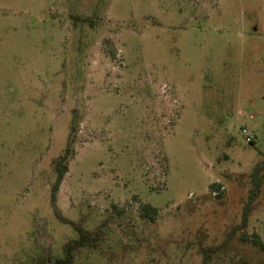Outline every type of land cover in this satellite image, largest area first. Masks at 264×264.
<instances>
[{
	"label": "rangeland",
	"instance_id": "obj_1",
	"mask_svg": "<svg viewBox=\"0 0 264 264\" xmlns=\"http://www.w3.org/2000/svg\"><path fill=\"white\" fill-rule=\"evenodd\" d=\"M55 206L74 264H264V0H0V264Z\"/></svg>",
	"mask_w": 264,
	"mask_h": 264
},
{
	"label": "trees",
	"instance_id": "obj_2",
	"mask_svg": "<svg viewBox=\"0 0 264 264\" xmlns=\"http://www.w3.org/2000/svg\"><path fill=\"white\" fill-rule=\"evenodd\" d=\"M70 145L67 149V152L59 157L56 160V171H57V177L56 180L54 182V185L52 186L51 189V194H52V200L53 203L56 199V194L58 193L63 180H64V176L67 174L69 167L67 164V160L69 158L70 155ZM261 173V169L258 168L255 172L254 175L257 176ZM210 188L212 189L211 192L215 193V192H220L221 191V185L214 183L210 186ZM216 196H220V193H218ZM250 204H248L245 208V212H244V220L246 221L247 216L250 212ZM54 211L55 214L57 216V218L65 223V224H70L72 225L75 230L78 233V238L74 241H68L66 243V245L64 246V253L62 257H58L54 260H51L50 257H46L43 258L42 260H39L38 264H74V258H75V252L83 247H87V246H93L94 243L96 242V239L94 237L93 234L89 233L88 231H86L82 225L77 224L75 222H73L72 220L67 219L66 217L63 216L61 210L55 206L54 207ZM142 214L146 217V218H151L154 215L158 214V209L150 204H144L142 205L141 208ZM255 247L259 248L262 252H264V243L259 239H255L253 240ZM203 264H206V261L204 260ZM233 264H250V263H233Z\"/></svg>",
	"mask_w": 264,
	"mask_h": 264
},
{
	"label": "built area",
	"instance_id": "obj_3",
	"mask_svg": "<svg viewBox=\"0 0 264 264\" xmlns=\"http://www.w3.org/2000/svg\"><path fill=\"white\" fill-rule=\"evenodd\" d=\"M250 119H253L254 116L253 115H250L249 116ZM243 134H245L246 136L249 137L250 141H252V136L251 134L249 133V131L244 127L243 130H242ZM219 192H215L214 194H218Z\"/></svg>",
	"mask_w": 264,
	"mask_h": 264
}]
</instances>
